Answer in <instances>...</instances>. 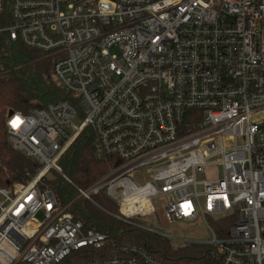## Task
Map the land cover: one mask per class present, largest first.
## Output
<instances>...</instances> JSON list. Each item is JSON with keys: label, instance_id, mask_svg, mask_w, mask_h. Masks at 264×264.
<instances>
[{"label": "built area", "instance_id": "2783aa9c", "mask_svg": "<svg viewBox=\"0 0 264 264\" xmlns=\"http://www.w3.org/2000/svg\"><path fill=\"white\" fill-rule=\"evenodd\" d=\"M1 35L51 53L68 96L6 112L10 148L35 169L0 180V264H175L86 227L79 198L178 246L163 227L200 219L212 238L186 243L264 264V0H0ZM85 127L112 166L78 187L58 161Z\"/></svg>", "mask_w": 264, "mask_h": 264}, {"label": "trees", "instance_id": "16d2710c", "mask_svg": "<svg viewBox=\"0 0 264 264\" xmlns=\"http://www.w3.org/2000/svg\"><path fill=\"white\" fill-rule=\"evenodd\" d=\"M0 57L3 63L0 71V159L4 168L0 171V180L5 182L7 179H21L26 172L33 173L35 169L32 159L10 148L5 131L6 112L11 109L28 113L36 106L67 98L68 94L53 77L54 57L51 53L28 48L1 35ZM94 141L95 134L91 128H83L58 161L62 173L78 187L87 186L112 166L109 159H101L95 155ZM48 186L62 203L76 194V190L58 174L48 180ZM94 199L105 210L116 212L115 204L103 192ZM69 210L86 227L106 232L111 242L139 244L156 256L175 264H220L221 253L216 246H178L116 220L84 198L75 200ZM93 252L91 249H84L75 256L76 259L83 258L86 253L92 256Z\"/></svg>", "mask_w": 264, "mask_h": 264}, {"label": "rangeland", "instance_id": "374dc122", "mask_svg": "<svg viewBox=\"0 0 264 264\" xmlns=\"http://www.w3.org/2000/svg\"><path fill=\"white\" fill-rule=\"evenodd\" d=\"M51 176L53 177V174L50 173L48 177L50 178ZM37 218L41 219V213L37 214ZM163 229L165 232H172L175 236L183 239L181 244L183 243L184 245L188 244L184 240H210L212 238L210 231L200 219L194 223L176 221L165 225Z\"/></svg>", "mask_w": 264, "mask_h": 264}, {"label": "water", "instance_id": "95a60500", "mask_svg": "<svg viewBox=\"0 0 264 264\" xmlns=\"http://www.w3.org/2000/svg\"><path fill=\"white\" fill-rule=\"evenodd\" d=\"M12 113V110L10 109V110H8V114H11Z\"/></svg>", "mask_w": 264, "mask_h": 264}]
</instances>
